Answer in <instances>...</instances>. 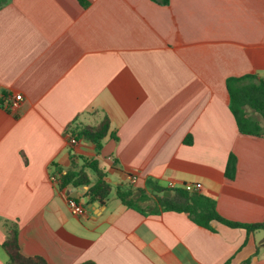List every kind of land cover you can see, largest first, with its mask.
Here are the masks:
<instances>
[{"label":"crops","instance_id":"1","mask_svg":"<svg viewBox=\"0 0 264 264\" xmlns=\"http://www.w3.org/2000/svg\"><path fill=\"white\" fill-rule=\"evenodd\" d=\"M161 1L0 5V264L4 220L17 224L21 254L47 264H264L263 230L206 228L115 195L134 173V188L200 184L224 218H264V135L238 130L226 86L264 81V0ZM104 118L98 148L81 129ZM93 160L112 186L104 203L51 179L84 168L93 182ZM67 196L86 212L72 214Z\"/></svg>","mask_w":264,"mask_h":264},{"label":"trees","instance_id":"2","mask_svg":"<svg viewBox=\"0 0 264 264\" xmlns=\"http://www.w3.org/2000/svg\"><path fill=\"white\" fill-rule=\"evenodd\" d=\"M5 2L7 0H0V5ZM161 2L166 3L167 0ZM255 79L256 76L251 74L227 78L226 86L230 97L229 106L241 133L264 135V126L253 114L254 112L257 113L264 120V81L261 79L256 81ZM108 125V119L104 118L98 126L82 128L81 133L89 137L99 148V141L107 132ZM232 163L233 156L229 155L227 167H230ZM84 166L94 171L96 178L93 182L84 171V168L78 170L69 168L56 178L55 184L64 194L67 193L70 185H87L88 201L104 203L112 191L111 184L105 179V173L98 168L96 161H88ZM115 195L124 204L140 212H145L146 208L140 202L152 200L154 204L149 206L150 212L177 211L186 214L194 223L206 228H210V222L215 220L230 227H242L247 232L264 231V218L259 222L247 224L228 220L218 213L213 198L197 190L190 192L181 187L170 189L155 185L147 191L146 189L134 188L130 184V186H117ZM3 225L6 230V238L2 246L8 255V264H47L45 259L40 256H24L21 254L17 239L18 226L15 222L4 220ZM80 264L94 263L83 262ZM241 264H249V260H245Z\"/></svg>","mask_w":264,"mask_h":264},{"label":"built area","instance_id":"3","mask_svg":"<svg viewBox=\"0 0 264 264\" xmlns=\"http://www.w3.org/2000/svg\"><path fill=\"white\" fill-rule=\"evenodd\" d=\"M22 101V94L21 93H16L14 94L10 100L9 103L7 104V106L11 109H17L20 106V103ZM70 143H76V140L74 138H70L69 139ZM51 179L55 182L56 181V177L52 176ZM137 179V175L134 173H131L129 175V181L131 184H134V182H136ZM168 188L170 189H174L177 188L176 184H174L173 182H169L168 183ZM181 188L185 189L186 191H194V190H200V184H193V183H182L181 184ZM66 202H67V206L70 210V212L72 214L75 215H80V214H84L86 212V207L77 202L76 199L72 196H67L66 197Z\"/></svg>","mask_w":264,"mask_h":264},{"label":"rangeland","instance_id":"4","mask_svg":"<svg viewBox=\"0 0 264 264\" xmlns=\"http://www.w3.org/2000/svg\"><path fill=\"white\" fill-rule=\"evenodd\" d=\"M254 116H255L256 118H258V119L261 121L262 125L264 126V120L262 119V117L259 116V115L256 114V113L254 114ZM89 174H92V173L89 171ZM140 203H141V205H142L143 207H146V208H149V206L152 205L151 200L141 201Z\"/></svg>","mask_w":264,"mask_h":264}]
</instances>
